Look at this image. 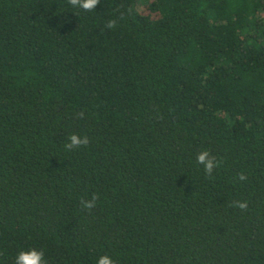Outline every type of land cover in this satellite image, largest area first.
<instances>
[{
	"label": "trees",
	"instance_id": "trees-1",
	"mask_svg": "<svg viewBox=\"0 0 264 264\" xmlns=\"http://www.w3.org/2000/svg\"><path fill=\"white\" fill-rule=\"evenodd\" d=\"M33 248L264 264V0H0V264Z\"/></svg>",
	"mask_w": 264,
	"mask_h": 264
},
{
	"label": "clouds",
	"instance_id": "clouds-1",
	"mask_svg": "<svg viewBox=\"0 0 264 264\" xmlns=\"http://www.w3.org/2000/svg\"><path fill=\"white\" fill-rule=\"evenodd\" d=\"M68 4L71 5L73 8H80L86 12H91L96 10L97 6L100 4V0H68ZM117 26L116 20H110L107 22L105 27L107 29H114ZM84 113H78V118H83ZM68 142L64 144V148L66 151H72L74 149L86 147L90 141L88 137L85 135L80 137L77 134H71L67 138ZM197 163L202 165L206 175L212 176L214 170L218 168L219 162L217 159L210 154L209 151L205 150L197 154L196 157ZM247 176L245 173L241 172L239 174V180L245 181ZM98 197L93 195L91 200H84L81 199V207L83 209H87L91 211L95 206ZM234 207L239 208L241 211H246L248 208L247 202H235ZM14 264H48L45 253L43 250H37L35 248L21 251L17 254ZM97 264H115V261L108 255H103L98 258Z\"/></svg>",
	"mask_w": 264,
	"mask_h": 264
}]
</instances>
